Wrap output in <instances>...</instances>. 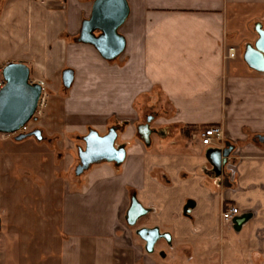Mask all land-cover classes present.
<instances>
[{"label": "crops", "instance_id": "obj_1", "mask_svg": "<svg viewBox=\"0 0 264 264\" xmlns=\"http://www.w3.org/2000/svg\"><path fill=\"white\" fill-rule=\"evenodd\" d=\"M93 2L0 0V79L6 64H27L49 92L48 126L82 140L90 129L103 135L116 126V143L126 149L121 164H94L85 179L65 183L60 213L38 236L42 250H30L35 263L179 264L185 253L188 264L217 256L219 264H264V141L257 137L264 136V72L243 59L257 24L264 28V0H128L119 29L126 47L112 61L77 40ZM65 68L74 70L70 89ZM150 107L157 115L145 120ZM210 124L223 129L222 148L201 143L200 127ZM3 138L0 158L9 150L18 165L26 140L40 141ZM225 148L231 153L218 172L208 155ZM71 152L63 158L68 170L78 156ZM134 196L148 210L137 228L127 220ZM230 206L240 213L227 222L221 212ZM143 227L162 235L151 252L138 234ZM0 264H7L1 254Z\"/></svg>", "mask_w": 264, "mask_h": 264}, {"label": "water", "instance_id": "obj_2", "mask_svg": "<svg viewBox=\"0 0 264 264\" xmlns=\"http://www.w3.org/2000/svg\"><path fill=\"white\" fill-rule=\"evenodd\" d=\"M130 15L128 0H94L90 17L82 22L77 38L78 42L94 46L106 60L112 61L119 57L126 47V38L119 29ZM258 38L254 43H248L244 48L243 59L249 67L264 72V28L257 24ZM30 67L22 62H10L2 70L5 85L0 89V133L12 134L18 131L28 122L38 118L36 113L40 105L43 86L30 78ZM62 81L65 89H70L74 82V70L65 68L62 72ZM148 120H151L148 119ZM143 133L148 136L151 133L149 124L141 127ZM41 130L36 129L27 133L14 136L18 141L29 137L42 139ZM118 130L111 127L106 134H99L90 129L83 137L84 147L78 148L79 163L75 167V174L82 175L92 165L102 162H114L121 164L126 157L124 146L116 143ZM264 141V136H257ZM231 148L212 149L209 159L218 172L226 165ZM148 210L144 208L134 196L128 210L127 220L129 224L136 225L137 221L146 215ZM2 219L0 216V232ZM138 234L147 242V250L151 252L155 242L162 237L159 228L143 227Z\"/></svg>", "mask_w": 264, "mask_h": 264}, {"label": "rangeland", "instance_id": "obj_3", "mask_svg": "<svg viewBox=\"0 0 264 264\" xmlns=\"http://www.w3.org/2000/svg\"><path fill=\"white\" fill-rule=\"evenodd\" d=\"M54 86L52 82L50 88L57 94ZM62 92L67 93L65 90ZM48 101L49 92H46V100L40 107L41 112L36 113V116L39 115L43 119L37 123L29 122L32 128L37 126L43 132V139L38 141L39 144L34 138L26 140L27 143L21 149L22 153L18 155L22 160L19 165L12 160L14 152L12 154L4 148L6 155L0 158V215L5 223L0 232V254L3 259L6 257L7 264H37L30 250L39 252L42 250L40 247L42 240H38V236L42 231L47 232L50 228V216H57L60 213V199L65 183L74 185L80 178L85 179L86 173L79 176L75 174V167L79 163L77 149L85 146L82 136L77 133L67 134L62 126L46 124L44 117ZM147 109L151 111L153 108ZM155 109L159 113L162 112L159 107ZM54 128H58V131ZM0 137L14 138V135L2 134ZM71 151L77 159L71 163L68 170L63 158ZM14 166L18 168L15 170ZM19 168H26L29 174L24 176ZM137 227L138 225L135 226ZM157 252L156 249L154 255L157 256ZM185 255V253L179 254L177 261L179 264H188L186 258L183 260ZM198 263L197 258L189 262V264ZM211 263L219 264L218 256L214 263Z\"/></svg>", "mask_w": 264, "mask_h": 264}, {"label": "built area", "instance_id": "obj_4", "mask_svg": "<svg viewBox=\"0 0 264 264\" xmlns=\"http://www.w3.org/2000/svg\"><path fill=\"white\" fill-rule=\"evenodd\" d=\"M237 55V50L235 47L229 48L228 51V57L234 58ZM43 86V93L40 99V105L41 107L45 100H46V92H45V83L42 81L41 82ZM5 85V81L3 78L0 79V89ZM39 110V108H38ZM38 112V111H37ZM32 129V126L28 122L26 125L21 127L18 131L15 133H12L14 136L22 133H27ZM200 139L201 143L204 146H217L218 148L223 147L224 143V131L221 127L218 126H211L208 128L203 129L200 132ZM240 213V209L237 206H230L229 208L223 209L221 212V218L224 221H232L238 214Z\"/></svg>", "mask_w": 264, "mask_h": 264}, {"label": "flooded vegetation", "instance_id": "obj_5", "mask_svg": "<svg viewBox=\"0 0 264 264\" xmlns=\"http://www.w3.org/2000/svg\"><path fill=\"white\" fill-rule=\"evenodd\" d=\"M157 115V112L156 111H151V112H148V113H146L145 114V120H148V119H150V118H153V117H155ZM34 123L36 122L37 123V120L36 121H34V120H32ZM36 129H39L37 126H34L30 131H32V130H36ZM41 130V129H40ZM41 132H42V130H41ZM43 133V132H42ZM41 133V135H42V138H43V134Z\"/></svg>", "mask_w": 264, "mask_h": 264}, {"label": "trees", "instance_id": "obj_6", "mask_svg": "<svg viewBox=\"0 0 264 264\" xmlns=\"http://www.w3.org/2000/svg\"><path fill=\"white\" fill-rule=\"evenodd\" d=\"M211 126H217V124H210V125H203V126H201L200 128H208V127H211ZM192 129H195V128H193V127H191V129L189 130V131H191Z\"/></svg>", "mask_w": 264, "mask_h": 264}]
</instances>
